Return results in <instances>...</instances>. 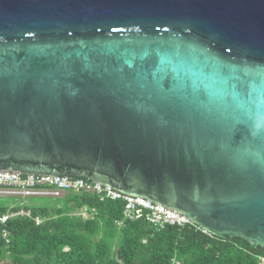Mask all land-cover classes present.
Wrapping results in <instances>:
<instances>
[{"label": "water", "instance_id": "water-1", "mask_svg": "<svg viewBox=\"0 0 264 264\" xmlns=\"http://www.w3.org/2000/svg\"><path fill=\"white\" fill-rule=\"evenodd\" d=\"M0 171L264 248V0H0Z\"/></svg>", "mask_w": 264, "mask_h": 264}, {"label": "trees", "instance_id": "trees-1", "mask_svg": "<svg viewBox=\"0 0 264 264\" xmlns=\"http://www.w3.org/2000/svg\"><path fill=\"white\" fill-rule=\"evenodd\" d=\"M43 199L0 198V219L9 216L0 222V263L260 264L264 258V248L195 224L155 225L144 208L127 216L123 198L68 191L49 198L50 205L35 201Z\"/></svg>", "mask_w": 264, "mask_h": 264}, {"label": "built area", "instance_id": "built-area-1", "mask_svg": "<svg viewBox=\"0 0 264 264\" xmlns=\"http://www.w3.org/2000/svg\"><path fill=\"white\" fill-rule=\"evenodd\" d=\"M0 188L6 189L10 193L34 195L29 197L45 195L57 198L62 192L74 191L103 195L111 199L123 198L128 202L127 216H130L131 211L136 207H140L151 212V221L158 226L193 224L186 216L162 205L153 204L141 198H131L110 187H104L84 179L36 175H25L24 177V175L15 172L0 171ZM20 214H24V212ZM8 217L1 218L0 222L4 223ZM260 264H264V258H261Z\"/></svg>", "mask_w": 264, "mask_h": 264}, {"label": "rangeland", "instance_id": "rangeland-1", "mask_svg": "<svg viewBox=\"0 0 264 264\" xmlns=\"http://www.w3.org/2000/svg\"><path fill=\"white\" fill-rule=\"evenodd\" d=\"M65 194H66V192H62L60 194V196L57 197V198H61ZM29 196H32V195H26V194H21V193H10L6 189L0 188V198H2V197H22L24 200H26ZM37 198H48V199H43V200H35V201H37L39 203L42 201V202H45V203H47V204L50 205L53 202L52 199H49V198H52V196L42 195V196L37 197ZM83 216L86 218L87 217V214L84 213ZM8 263H9V261H6V262L4 261V262H1L0 264H8ZM174 264H179V263L174 262Z\"/></svg>", "mask_w": 264, "mask_h": 264}, {"label": "bare ground", "instance_id": "bare-ground-1", "mask_svg": "<svg viewBox=\"0 0 264 264\" xmlns=\"http://www.w3.org/2000/svg\"><path fill=\"white\" fill-rule=\"evenodd\" d=\"M32 196H34V195H32Z\"/></svg>", "mask_w": 264, "mask_h": 264}, {"label": "flooded vegetation", "instance_id": "flooded-vegetation-1", "mask_svg": "<svg viewBox=\"0 0 264 264\" xmlns=\"http://www.w3.org/2000/svg\"><path fill=\"white\" fill-rule=\"evenodd\" d=\"M6 50H8V49H6Z\"/></svg>", "mask_w": 264, "mask_h": 264}]
</instances>
